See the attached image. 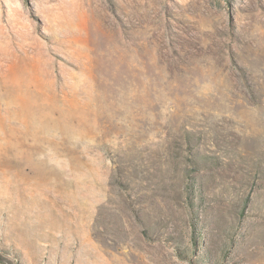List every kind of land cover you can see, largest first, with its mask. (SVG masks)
I'll use <instances>...</instances> for the list:
<instances>
[{"label":"rangeland","instance_id":"374dc122","mask_svg":"<svg viewBox=\"0 0 264 264\" xmlns=\"http://www.w3.org/2000/svg\"><path fill=\"white\" fill-rule=\"evenodd\" d=\"M0 264H264V0H0Z\"/></svg>","mask_w":264,"mask_h":264},{"label":"crops","instance_id":"0c3cea01","mask_svg":"<svg viewBox=\"0 0 264 264\" xmlns=\"http://www.w3.org/2000/svg\"><path fill=\"white\" fill-rule=\"evenodd\" d=\"M81 71H84L83 69H81Z\"/></svg>","mask_w":264,"mask_h":264}]
</instances>
